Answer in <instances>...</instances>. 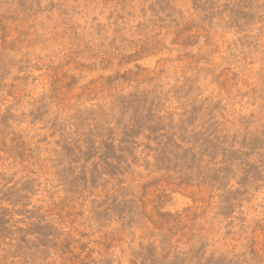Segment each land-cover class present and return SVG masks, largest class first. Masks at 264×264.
Segmentation results:
<instances>
[{"label": "rangeland", "instance_id": "rangeland-1", "mask_svg": "<svg viewBox=\"0 0 264 264\" xmlns=\"http://www.w3.org/2000/svg\"><path fill=\"white\" fill-rule=\"evenodd\" d=\"M0 264H264V0H0Z\"/></svg>", "mask_w": 264, "mask_h": 264}]
</instances>
